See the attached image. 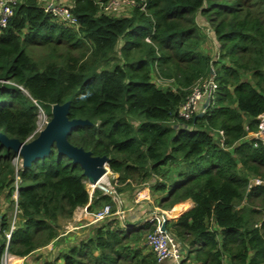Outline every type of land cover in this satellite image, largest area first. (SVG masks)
Returning a JSON list of instances; mask_svg holds the SVG:
<instances>
[{
    "label": "trees",
    "instance_id": "obj_1",
    "mask_svg": "<svg viewBox=\"0 0 264 264\" xmlns=\"http://www.w3.org/2000/svg\"><path fill=\"white\" fill-rule=\"evenodd\" d=\"M71 11L77 26L40 0H19L0 29V132L30 140L38 114L50 119L53 104L68 102L69 119L89 121L69 130L68 141L108 157L119 196L147 183L162 209L193 201L166 221L186 259L264 264V185L247 189L250 178L264 179V145L245 139L264 111V0H135L122 15L100 11L98 0H73ZM199 17L213 53L203 49ZM35 45L46 54L35 57ZM211 69L216 87L203 113L180 116ZM153 76L172 83L158 86ZM86 180L55 144L22 166L0 143V264L5 244L15 256L54 245L59 218L87 204H110L112 215L68 245L63 264H158L143 240L155 220L123 226L111 195L98 187L89 194Z\"/></svg>",
    "mask_w": 264,
    "mask_h": 264
},
{
    "label": "built area",
    "instance_id": "obj_2",
    "mask_svg": "<svg viewBox=\"0 0 264 264\" xmlns=\"http://www.w3.org/2000/svg\"><path fill=\"white\" fill-rule=\"evenodd\" d=\"M18 1L19 0H0V29L6 27L8 20L12 16L14 7ZM72 3L73 0H55L43 4V10L64 24L77 26V18L71 11ZM122 4H127L132 7L135 4V0H107L105 2L98 0L99 10L105 13H116L120 9ZM143 6L144 5H141V8H143ZM212 76L213 75H210L207 78L199 79L192 85L190 92L185 97V100L179 105L178 113L180 116L184 118H190L194 113L200 110H204L205 99L209 98L210 100L212 98L213 91L216 87V83L213 80ZM156 80L158 82L171 81V79H163L159 76H157ZM153 81L155 82V79ZM166 85L168 86L169 84ZM257 119L258 127L255 131H253V137L259 140L264 145V111L257 116ZM18 157L20 156L16 154V158ZM114 174L116 177L117 174ZM90 185L92 188L100 187L97 183H95L94 185ZM258 185H264L263 178H250L248 181L247 189L251 186ZM101 189L104 190L105 188L101 187ZM111 215L112 212L110 204H104L103 206L92 212V220L97 223ZM153 220H155L154 228L152 230H149L144 235V243L146 247H148L153 252L156 261L160 263L163 260H170L171 264H195L186 259L185 251H180L181 246L177 242L175 237L169 231L160 229L162 217L157 214L148 217V221ZM14 227L15 217L10 224L9 232ZM9 232L6 233V237H9ZM63 232L64 231L62 230L59 233V236L62 235ZM21 257L22 256H15L9 253L6 249L5 244V248L1 257V264H22Z\"/></svg>",
    "mask_w": 264,
    "mask_h": 264
},
{
    "label": "water",
    "instance_id": "obj_3",
    "mask_svg": "<svg viewBox=\"0 0 264 264\" xmlns=\"http://www.w3.org/2000/svg\"><path fill=\"white\" fill-rule=\"evenodd\" d=\"M213 73L214 71L211 69L210 75H213ZM208 103L209 98H206L204 101V107H206ZM203 111L204 110L198 111L197 115H201ZM50 112L51 117L49 121L42 129L38 130L36 136L30 140L20 141L17 138H10L0 132L1 145L8 149H12L18 154L21 158V165L25 166L36 157L47 154L50 150V146L55 144L58 152L65 153L73 162L79 163L89 183L94 185L108 173V157L104 155H92L89 150L75 146L67 139V135L71 129L79 125L87 124L89 121L81 118L69 119L67 117L68 102L53 104ZM174 126H176V124H174ZM159 214L162 217L160 229L167 230L166 221L168 220V217L164 212H160ZM142 222L143 220L138 221L135 225H139ZM126 226L128 225L126 224ZM180 251L184 252V248L180 247Z\"/></svg>",
    "mask_w": 264,
    "mask_h": 264
},
{
    "label": "crops",
    "instance_id": "obj_4",
    "mask_svg": "<svg viewBox=\"0 0 264 264\" xmlns=\"http://www.w3.org/2000/svg\"><path fill=\"white\" fill-rule=\"evenodd\" d=\"M41 1L43 2L42 4H44V3L52 2L55 0H41ZM210 40H212V38H210ZM206 46L210 47L207 44ZM251 137H253L252 131L247 133V135L245 136V139H249ZM176 171H177L176 168L172 167L169 174L175 175ZM161 179L165 180L164 178H160V180ZM141 189L142 191H139ZM160 195L161 194L152 195L148 184L143 183L141 185V188L138 189L137 191H134L132 193L125 191L124 193H122L121 196L118 195L120 199H119V203L115 202L117 211L115 210L116 213L114 212V215L117 216V218L119 219V222L122 225L127 224L128 227H133L135 223H137L138 221L143 220V222H145L148 217L152 215H156L155 213H157V215L160 216L159 213L164 212L166 216L168 217V220L171 218H176L180 213L189 209L193 205V201L191 199H185L184 201L174 204L167 211L165 210L163 211L156 203V199ZM87 206L88 204L84 206L76 207L73 211L72 216L69 219L59 218L58 222L60 224V227L64 229L63 230L64 232L62 233V235L59 236V237L62 236L63 242H58L55 248L54 249L52 248L53 250L56 249L55 251H57V255H56L57 260L53 264H63V258L61 257L60 254L66 250V247L76 242L79 238H82L88 235L90 231L92 232L91 229L96 224V222L92 220L93 211H90L87 208ZM175 206L179 207L178 213L171 216L170 211ZM120 210L122 211V214ZM82 233L84 234L82 235ZM52 245L53 244L50 243L46 247L36 249L32 253L22 256L21 257L22 264H37L39 262L42 263L44 261H48L47 253L45 252L43 254L42 252L45 251L44 248L50 250ZM143 252H145V250H143ZM187 260L190 261V259H187ZM158 264H171V262L170 260H163L162 262ZM225 264H228L227 260H225Z\"/></svg>",
    "mask_w": 264,
    "mask_h": 264
},
{
    "label": "rangeland",
    "instance_id": "obj_5",
    "mask_svg": "<svg viewBox=\"0 0 264 264\" xmlns=\"http://www.w3.org/2000/svg\"><path fill=\"white\" fill-rule=\"evenodd\" d=\"M41 1V0H40ZM41 3H43L42 1H41ZM131 9V6H129V5H127V4H122L121 5V7H120V9L116 12V13H113L114 15H122V14H128ZM199 22H201V27L204 29V31L206 32V34H207V36H208V39H207V41H206V43L204 44V50H207V51H209V53H213L214 52V50H215V46H216V43H215V41L212 39V40H210V38H211V30H210V28H209V26H207L206 25V23H205V21L204 20H202V18H200L199 17ZM206 44L208 45V46H210V47H207L206 46ZM30 50H31V52L33 53V55H35V57H41V56H43V55H45L46 54V50H43V46H37V45H35V46H32V47H30ZM213 51V52H212ZM156 78H157V76H153V80L155 79V82L156 83H158L157 85L158 86H163V87H166L167 85L166 84H169L168 86H170L171 85V81H168V82H165V81H163V82H158L157 80H156ZM41 107H38V110H40L41 111V109H40ZM38 124H37V129L39 130V129H42L44 126H45V124L49 121V118H48V116L44 113V112H40L39 114H38ZM114 177H115V174L114 173H112L111 172V170L110 169H108V173L105 175V179H104V181L102 182V183H100L99 184V188H101V187H104L105 189H104V191H106L108 194H110L111 195V197L113 198V200L115 201V202H118L119 203V199H120V197L117 195V193H116V191H115V188H114V186H116L117 185V183L114 181ZM86 182V186H87V189H88V191H89V194H91L92 192H93V189L94 188H96V187H94V188H92L91 187V185H90V183H89V181L88 180H86L85 181ZM147 187V186H146ZM139 191H142V189L141 190H139ZM130 193V192H129ZM139 193V192H138ZM137 193V194H138ZM99 208V207H98ZM162 209V208H161ZM8 210V209H7ZM163 211L165 210V211H167L166 209H162ZM16 220H17V218H15ZM123 226H126V225H123ZM60 229V231H62V230H64L62 227H60L59 228ZM92 230V229H91ZM148 232V230H145V233H144V235L146 234ZM84 233H82V235H83ZM89 234H91V231L89 232ZM88 234V235H89ZM87 236V235H86ZM65 237V236H64ZM85 237V236H84ZM144 237V236H143ZM80 239V238H79ZM144 240V239H143ZM58 242H63V239H62V236L61 237H59L55 242H54V245H52V247L50 248V250H48V249H45L44 248V252H42L43 254L46 252L47 253V255H48V261H44V262H42V263H37V264H53V263H55V261L57 260V251H55V250H53L54 248H55V246H56V244L58 243ZM53 248V249H52ZM147 250H149V248L147 247L146 248ZM43 260V259H42Z\"/></svg>",
    "mask_w": 264,
    "mask_h": 264
},
{
    "label": "bare ground",
    "instance_id": "obj_6",
    "mask_svg": "<svg viewBox=\"0 0 264 264\" xmlns=\"http://www.w3.org/2000/svg\"><path fill=\"white\" fill-rule=\"evenodd\" d=\"M104 179H105V177H103L102 179H100L99 181H97V184L99 185L100 183H102L104 181ZM98 185H96V186H98ZM178 210H179V207L178 206H175L173 209H171V211H170L171 216L177 214L178 213Z\"/></svg>",
    "mask_w": 264,
    "mask_h": 264
}]
</instances>
